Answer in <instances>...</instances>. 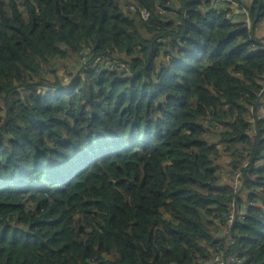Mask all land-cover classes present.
Returning a JSON list of instances; mask_svg holds the SVG:
<instances>
[{"label":"trees","instance_id":"1","mask_svg":"<svg viewBox=\"0 0 264 264\" xmlns=\"http://www.w3.org/2000/svg\"><path fill=\"white\" fill-rule=\"evenodd\" d=\"M214 1L0 0V264H264V0Z\"/></svg>","mask_w":264,"mask_h":264},{"label":"built area","instance_id":"2","mask_svg":"<svg viewBox=\"0 0 264 264\" xmlns=\"http://www.w3.org/2000/svg\"><path fill=\"white\" fill-rule=\"evenodd\" d=\"M213 4H214V7L216 8H221V7L231 8V7L237 6V3L234 0H215ZM128 10L130 12L134 11L133 7H129ZM243 13L246 17L247 16L246 10H243ZM143 15L147 17V14L145 12H143ZM245 23H247L248 26L250 25L247 17L245 19ZM259 49L264 51V44L261 47H259ZM77 65L79 66L77 67ZM88 68L95 70V72H99L101 70H109L111 72H117L123 75L125 78H130L134 75V72L132 71V68L130 64L128 63V61L112 53H110L109 55H104L100 58H93V56L90 55L89 52L87 51L81 52L78 56V62L77 64H75V69L87 70ZM64 75L67 78H71V71L68 69L66 72H64ZM41 90L44 94L49 93L51 95L55 89L50 90L47 87H44ZM261 93L264 94V84H263ZM236 177H237V181L234 183L235 186L238 185L237 183H238L240 174L237 173ZM231 207H232L231 213L227 218V223H228L227 225L229 227H231L234 224V220L236 218V215L233 213L235 206L232 204ZM241 213L244 214L243 212ZM214 221L216 223H220L219 219H215ZM215 259L219 261V264H242L241 259L237 257L236 255L228 257L226 261H222L218 259V257H216Z\"/></svg>","mask_w":264,"mask_h":264},{"label":"crops","instance_id":"3","mask_svg":"<svg viewBox=\"0 0 264 264\" xmlns=\"http://www.w3.org/2000/svg\"><path fill=\"white\" fill-rule=\"evenodd\" d=\"M231 8L233 10V12H232V14H233L232 17L233 18H231L230 20L244 21L245 22V18L246 17L244 15V13L241 12V10L238 8V5L237 6H234V7H231ZM256 37L259 38V39H263L264 38V22L261 25L258 26V30L256 31ZM68 64H70V62ZM66 65H67V63H66ZM58 72H59L58 74L61 75V77L63 78V80L68 81L70 79V78H67L65 75H63V73H60V71H58ZM222 159H224V158L222 157ZM227 163H229V159H227ZM220 170L222 172V173L220 172L221 174H223V172H225L224 175L225 174L227 175V176H225V179H227V178H229L231 176L230 175V169L228 167L227 168H222L221 167ZM221 176H223V175H221ZM223 180H224V178H223ZM243 210H244V208L242 209V211Z\"/></svg>","mask_w":264,"mask_h":264},{"label":"rangeland","instance_id":"4","mask_svg":"<svg viewBox=\"0 0 264 264\" xmlns=\"http://www.w3.org/2000/svg\"><path fill=\"white\" fill-rule=\"evenodd\" d=\"M241 12H243V10H241ZM233 16V14H229L228 15V17L231 19V18H233L232 17ZM246 19V18H245ZM233 21V20H232ZM235 21V20H234ZM261 46L264 44V38L263 39H261ZM260 46V47H261ZM79 56V55H78ZM78 56H76V58H74V60H72V63L73 64H77V62H78ZM67 68H65V67H63V65L62 64H59V66L57 67V71H60V73H63V75H64V72H66L68 69H70L71 67L69 66L70 64H68L67 63ZM79 65H77V67H78ZM62 71V72H61ZM51 74V72L48 74V75H50ZM54 76H52V78H53ZM224 159H222V160H220V165H221V167L222 168H227V167H229V164H228V166H227V159H229V163H230V157L229 156H227V155H224V157H223ZM222 173V172H221ZM224 173L225 172H223V174H220V175H223L222 176V178H224V182H233V185H234V183L237 181L236 179H237V177H236V174H237V172L233 175V176H230L229 178H227V179H225V176H227L226 174L224 175ZM228 174V173H227ZM234 178V179H233ZM243 213H245V209L242 211Z\"/></svg>","mask_w":264,"mask_h":264}]
</instances>
